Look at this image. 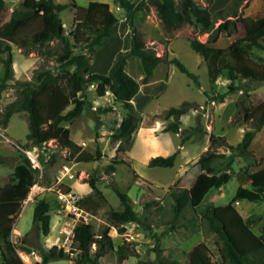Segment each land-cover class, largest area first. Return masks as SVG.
<instances>
[{"label": "rangeland", "instance_id": "obj_1", "mask_svg": "<svg viewBox=\"0 0 264 264\" xmlns=\"http://www.w3.org/2000/svg\"><path fill=\"white\" fill-rule=\"evenodd\" d=\"M8 10L19 8L23 0H4ZM62 4L74 1L77 6L85 7L89 1L107 2L110 9L118 17L116 32L106 37L96 46L89 72L107 73L115 54L125 50L130 44V28L124 21L123 10L117 0H54ZM207 4L206 0H199ZM229 0H212L208 4L209 10L225 6ZM242 15H261L264 13V0H249L248 4L240 7ZM74 8L66 7L59 12L63 26L67 32L72 26ZM9 15L0 20V33ZM220 20L215 23L218 25ZM136 25L141 37L148 47L166 60L160 62L154 69L153 75L146 84L141 83L143 74L140 59L137 56L127 57L126 72L139 81V91L133 99L135 111L142 114L133 145L128 151L117 149L119 139L117 126L125 110L113 100L109 91L104 96H97L96 83L88 85L87 104L82 113L62 125L69 128L70 138L77 144L75 150L61 148L54 140L41 145L28 146L26 135L29 131L27 113L16 111L8 119L5 126L0 124V185L6 183L14 165L26 155V149L32 156L38 158L41 166L27 197L22 202L21 210L13 223L10 242L3 245L10 258L21 261L19 252L39 251L55 244L68 249L72 246V239L66 240L58 233L63 226L65 216L54 203V190L68 188L76 191L83 198V208L87 211L89 222L97 234L109 225L108 213L111 208H121L119 196L114 187L126 192L130 203L141 218H146L150 229L138 223L126 222L125 230L119 232L110 225L109 233L113 237L114 245L129 240L138 252V256H130L121 263L116 261L115 248L107 250L98 257L96 262L88 264H136L139 260H153L156 257L154 246L155 236L159 238L158 246L162 256L174 259L178 264L188 263V250L197 242H204L213 260H220L219 246L221 241L212 231L202 211L211 205H224L230 202L240 185L235 172L240 168L254 171L264 167V125L255 133L249 146L250 155L239 156L235 150L227 146L217 147L218 152H224L225 157L216 163L217 171H227L231 178L220 187L211 188L204 196L194 195L196 189L191 186L189 192L194 195L193 209L186 208L183 213L172 221L171 192L176 191V180L184 170L193 163L209 146L211 133L223 135L228 144L235 145L243 137L246 130L254 128V121L264 109V81L240 78L236 81L238 89L229 92L223 101H211L207 93L223 92L226 90L228 78L220 75L211 84L208 81L206 65L201 55L195 52L188 38L195 35L201 41H207L210 32H194L190 26H183L171 33L164 31L153 6L147 14L138 17ZM241 29L243 25L240 24ZM230 38L225 33H218L211 42L213 45L224 47ZM12 53V79H31L34 70L46 67L56 70L58 63L52 56L44 55L46 48L30 46L24 49L10 43ZM57 47V40H51L48 47ZM76 52H86L81 46ZM252 56L264 58V47L254 46ZM6 57V54L3 55ZM177 57L193 72L197 78L188 77L181 72L169 59ZM3 76V64L0 61V80ZM18 97L15 87H8L0 92V113L5 105ZM183 101L191 102L187 111L179 116L177 132L165 131L164 127L174 117L165 118V111L172 106H179ZM196 105L202 108L200 111ZM69 105L65 110L70 108ZM111 106V109L105 110ZM256 106V107H254ZM197 124L196 115L199 113ZM1 118V115H0ZM27 145V146H26ZM177 152L174 164L170 167L148 165L151 157L169 155ZM92 159H87V158ZM113 158L122 160L114 164V170L107 171ZM63 164L72 166L74 177L59 180V168ZM93 177L100 193H96L90 186ZM34 198H43L50 202L51 224L47 236L41 233L32 221ZM150 205L147 207L146 203ZM238 212L245 218L250 217L249 228L256 234L264 235V200L249 201L240 199L233 202ZM174 224V229L171 228ZM68 230V228H67ZM19 237V239H18ZM92 251L95 244L91 246ZM1 261V256H0ZM40 259H26L33 264ZM22 262V263H21ZM45 264H74L67 258L51 259ZM226 264V263H225ZM256 264V263H255ZM260 264V262L258 263Z\"/></svg>", "mask_w": 264, "mask_h": 264}, {"label": "trees", "instance_id": "obj_2", "mask_svg": "<svg viewBox=\"0 0 264 264\" xmlns=\"http://www.w3.org/2000/svg\"><path fill=\"white\" fill-rule=\"evenodd\" d=\"M117 2L123 10L124 21L130 28V44L127 49L115 54L107 73H98L89 72L95 48L104 38L116 32L119 22L107 2L89 1L85 7H79L74 1L62 4L54 0H23L19 8L9 11L5 1L0 0V20L6 14L9 15L0 33V61L3 64L0 92L12 86L18 93V97L1 110L0 124L5 126L16 111L26 112L29 127L26 135L28 146L54 140L61 148L75 150L77 144L70 138L69 128L62 123L71 121L82 113L88 99L87 87L95 82L97 96H104L105 92L109 91L113 100L125 110L114 136L119 139L118 150H130L141 126L142 114L135 111L131 100L139 91V81L126 72L127 57L134 55L140 59L143 71L141 83L144 84L149 82L156 66L166 60L147 46L136 25L138 17L147 14L150 6L154 7L160 24L168 33L183 26H190L194 32L212 34L207 41H201L195 35L188 38L191 48L201 55L205 62L209 83L213 84L222 74L229 80L225 91L207 93L209 100L223 101L229 92L238 89L236 81L240 78L264 81V58L252 56L254 46L264 47V13L243 16L240 7L247 5L249 0H230L224 7L215 10L208 8L212 0H206L207 4H202L199 0ZM69 6L74 8V14L72 26L66 32L59 12ZM218 20L220 22L215 26ZM220 32L230 38L229 44L224 47L211 43ZM54 39L57 40L58 46L48 47L49 41ZM10 43L24 49L30 46L46 48L44 55L55 59L58 63L56 70L39 67L34 70L31 79L8 82L13 75ZM77 46L83 47L86 52H76ZM4 54L6 57H3ZM169 62L175 64L188 77L197 78L177 57L170 58ZM69 105L72 106L65 110ZM190 106L191 102L183 101L179 106L169 107L165 111V118L175 119L169 121L164 130L177 132L179 116ZM104 109H111V106ZM263 125L264 109L254 121V128L246 130L242 139L235 145L228 144L223 135H209L207 149L176 180V191L171 192L172 221L186 208L193 209L194 195L204 196L211 188L220 187L231 178L229 172L216 170L217 161L225 157V153L218 152L217 147L227 146L239 156H248L251 141ZM176 154L177 152L166 156H153L148 165L170 167L174 164ZM121 162L122 160L113 158L107 171L114 170V164ZM37 172L38 169L32 167L29 158L24 155L14 165L8 181L0 185V264H10L3 245L10 242L13 223L21 210L23 200L37 181ZM235 177L240 185L232 200L224 205L208 206L201 213L208 227L221 241L218 248L220 260H213L208 246L200 241L187 252L189 264H264V235L254 233L248 226L252 216L244 218L233 204L240 199L264 200V167L254 171L240 168L235 172ZM89 184L96 193H100L93 177L90 178ZM191 186L196 189L194 195L189 192ZM114 190L119 196L121 208L109 210V225L96 234L91 223L77 222L73 227L70 248L53 244L40 250V261L33 264H45L51 259L59 258L70 259L74 264L94 263L98 257L113 248L118 263L130 256H138L129 240L122 239L114 245L113 237L109 233L110 225L119 232L125 230L126 222L138 223L149 229L150 226L146 218H141L134 210L129 195L115 187ZM54 203L58 207L55 201ZM82 204L81 197L80 205L83 206ZM149 205L147 202L146 206ZM50 209V202L43 198H34L32 221L44 236H47L50 230ZM171 228L174 229V224H171ZM155 241V259L139 260L136 264H178L176 260L162 256L157 236ZM92 244H95L93 251Z\"/></svg>", "mask_w": 264, "mask_h": 264}, {"label": "built area", "instance_id": "obj_3", "mask_svg": "<svg viewBox=\"0 0 264 264\" xmlns=\"http://www.w3.org/2000/svg\"><path fill=\"white\" fill-rule=\"evenodd\" d=\"M0 135L3 134L0 133ZM24 151L26 153V156L29 158L31 166L40 169L41 166L39 164L38 158L36 156H32L29 149H26ZM73 177L74 172L72 170V166H70L69 164H63L59 168V180L70 179ZM28 200H32V195H29L27 197V201ZM54 201L58 205V209L65 216L64 224L63 226L58 228V233L64 236L66 240H69L70 237L72 239L73 227L77 222L81 221L84 223H90L88 220L90 215H88L87 211L84 210L83 206L80 205L81 196L76 191L67 188H58L54 190ZM19 255L21 261L25 264H28L26 262V259L31 260V257H33L34 259H40V255H38V253L34 249H31L29 252L20 251Z\"/></svg>", "mask_w": 264, "mask_h": 264}, {"label": "crops", "instance_id": "obj_4", "mask_svg": "<svg viewBox=\"0 0 264 264\" xmlns=\"http://www.w3.org/2000/svg\"><path fill=\"white\" fill-rule=\"evenodd\" d=\"M229 1H230V0H229ZM229 1H228V2H229ZM228 2H227V3H228ZM227 3H226V4H227ZM226 4H225V5H226ZM223 7H224V6H223ZM140 74H143V71H142V70H141V73H140ZM136 95H137V93H136ZM136 95H134V97H135ZM134 97L131 99L132 101H133ZM12 231H13V229H12ZM11 235H12V232H11ZM18 239H19V237H18ZM9 259H10V264H20V262H19L18 259H16V258L13 259V258H10V257H9ZM21 263H22V262H21ZM22 264H23V263H22Z\"/></svg>", "mask_w": 264, "mask_h": 264}, {"label": "water", "instance_id": "obj_5", "mask_svg": "<svg viewBox=\"0 0 264 264\" xmlns=\"http://www.w3.org/2000/svg\"><path fill=\"white\" fill-rule=\"evenodd\" d=\"M197 109L200 111V109L202 108L200 105H196ZM201 112H199L197 115H196V121H197V124L199 122V115H200Z\"/></svg>", "mask_w": 264, "mask_h": 264}]
</instances>
